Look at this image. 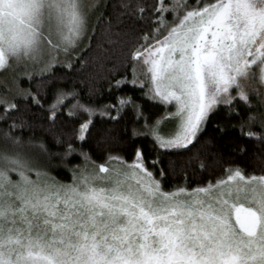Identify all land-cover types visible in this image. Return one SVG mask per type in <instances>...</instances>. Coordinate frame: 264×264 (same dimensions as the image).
<instances>
[{
	"label": "snow or ice",
	"instance_id": "obj_1",
	"mask_svg": "<svg viewBox=\"0 0 264 264\" xmlns=\"http://www.w3.org/2000/svg\"><path fill=\"white\" fill-rule=\"evenodd\" d=\"M91 53L101 66L126 55L131 79L109 94L146 89L165 114L153 121L128 93L101 105L54 84L57 65L86 66ZM29 67L43 83L33 91L17 79L15 96H0V264H264V173L237 165L200 182L185 172L166 187L174 162L163 167L196 146L221 106L264 146V0H0V71ZM105 121L151 138L154 158L136 148L131 162L109 153L97 164L84 146L112 136L97 127ZM75 156L84 163L71 183L49 174L53 158Z\"/></svg>",
	"mask_w": 264,
	"mask_h": 264
},
{
	"label": "trees",
	"instance_id": "obj_2",
	"mask_svg": "<svg viewBox=\"0 0 264 264\" xmlns=\"http://www.w3.org/2000/svg\"><path fill=\"white\" fill-rule=\"evenodd\" d=\"M85 59L88 63L82 67L83 61H76L74 58V68L72 70L57 65L54 69L56 76L54 84L64 89L75 87L81 90V95L85 100L90 98L101 105L115 103L116 96L128 93L129 95H135L138 102L145 105V115L151 117L153 121L165 114L164 105L156 104L143 97V92L146 89L133 88L129 84L123 85L121 90H113L109 94L110 83L114 84L115 80L122 79L125 76L131 79L132 64L126 62V55L119 56L115 60H106L102 66L96 62L94 53L87 55ZM12 80L8 71H0V96H7L9 99L15 96V92H10L13 88L11 87ZM18 83L21 88H30L35 91L43 82L38 75H34L31 81L28 78H18ZM45 91L47 92L46 98L51 102L55 88L50 84ZM90 92L94 93L91 97L89 96ZM237 106L241 107L240 105ZM21 107L23 108V104H21ZM238 123L239 121L236 119L229 120L228 109L221 106L216 113L211 115L199 142L190 152L183 151L179 154L171 153L164 156L163 167L167 169L169 167L168 162L171 160L174 162L175 168V174H170L166 178V187L183 183L185 172L189 175L195 172L194 179L200 182L214 181L221 178L225 175L226 169L237 165L245 169L249 174L258 175L264 173V146L241 136L238 129L231 127V125H238ZM101 126L110 130L112 136L100 137L97 132L94 135L99 138V142L97 138H94L90 144L84 146V150L91 154L92 159L97 164L104 163L109 153L123 156L127 161L131 162L136 148H144L149 154L148 159L154 158L155 152L153 151L151 138H132L131 125H127L128 131L124 130L126 122L116 124L105 121L102 125L98 122L97 127L100 128ZM4 127L6 125L0 123V128ZM221 128L224 129V132L218 130ZM17 134L19 135L20 133L17 132ZM30 134L25 131V138ZM35 136L37 140L43 138L53 152L63 150L54 144L52 137L46 132L37 129ZM241 148H245L246 153H241ZM35 151L39 152V149H35ZM200 162H204L206 165L204 171L199 170ZM83 163L84 161L79 156L71 158V163L67 165L62 164L58 158H53L48 166V171L57 181L71 183V168ZM193 186L195 185L193 184Z\"/></svg>",
	"mask_w": 264,
	"mask_h": 264
},
{
	"label": "rangeland",
	"instance_id": "obj_3",
	"mask_svg": "<svg viewBox=\"0 0 264 264\" xmlns=\"http://www.w3.org/2000/svg\"><path fill=\"white\" fill-rule=\"evenodd\" d=\"M59 59H61V60H63L64 59V57L63 56H61ZM21 71H22V73H21ZM33 70H32V68L31 67H29V68H27V69H24V68H17V69H15V71H8V73H9V76L11 77V79H13L12 80V84H11V87H13L12 89H11V93H14L15 91H16V80L18 79V78H28V75L32 72ZM20 74V75H19ZM249 87H258V85L257 84H253V83H250L249 84ZM8 91H9V88H8ZM234 95L236 94L235 92L233 93ZM253 103H255V100H253ZM170 108H171V106H170ZM171 110H174V108H171ZM169 128L171 127V125H169L168 126ZM90 167H91V165H90Z\"/></svg>",
	"mask_w": 264,
	"mask_h": 264
}]
</instances>
